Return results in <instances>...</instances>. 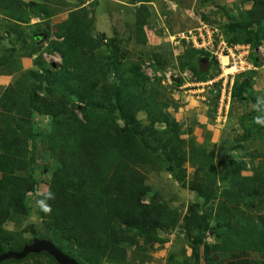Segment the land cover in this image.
<instances>
[{"label":"trees","instance_id":"16d2710c","mask_svg":"<svg viewBox=\"0 0 264 264\" xmlns=\"http://www.w3.org/2000/svg\"><path fill=\"white\" fill-rule=\"evenodd\" d=\"M139 1L135 41L146 45L149 2L154 0ZM77 3L68 9L54 38L47 20L32 32L16 33L10 46L0 45V74L16 75L0 95V254L44 238L82 264H126L130 246L141 240L163 243L178 229L191 254L177 264H216L213 252L238 258L230 264H264V163L251 167L248 158H230L220 169L214 149L192 136L183 137L185 127L167 111L162 58L152 55L148 65L154 73L149 74L144 69L147 59L132 58L120 38L97 33L92 9L82 6L84 1ZM246 3L251 7L243 8ZM215 6L225 16L218 24L223 38L230 45L249 44L256 67L237 74L231 87L233 100L254 104L242 116L245 131L238 140L243 142L256 138L252 130L260 125L255 122L260 115L255 77L261 66L257 50L264 45V0ZM50 7L0 0V8L22 22H29V12L50 18ZM202 16L217 26L208 13ZM44 52L58 53L61 62L53 65ZM33 55L34 65L24 68L21 58ZM179 58L180 68L192 71L197 81L218 74V61L209 51L187 46ZM38 144L42 149L35 154ZM40 155L52 162L44 167L49 175L44 193L39 191V172L44 174ZM186 162L196 166L193 179ZM158 163L166 165L174 182L197 194L198 200L188 203L185 212L165 200L141 169ZM249 169L251 174L243 173ZM48 192L55 194L48 201L51 213L39 204ZM33 198L39 222L8 228L15 217L33 214ZM41 256L59 264L47 252L0 264H40Z\"/></svg>","mask_w":264,"mask_h":264},{"label":"rangeland","instance_id":"374dc122","mask_svg":"<svg viewBox=\"0 0 264 264\" xmlns=\"http://www.w3.org/2000/svg\"><path fill=\"white\" fill-rule=\"evenodd\" d=\"M45 1L49 4V6L51 5L50 10L54 15L58 14V12H67L66 14L68 16V9L79 4L77 3L78 0ZM82 1H84L82 6L84 5L92 9L93 15L95 17L96 32H104L108 37L120 38L122 40L123 46L125 47V49H127L129 55L132 58L143 57L147 59V62L144 65V69L146 72L152 75L154 73L151 65H148V62H152L153 54H158L162 58L166 65L165 72L163 73L165 74V78L162 81L164 91L163 97L170 103H180V112L181 110H183V112L186 111V103L188 102H182V100L175 98V94L177 93L179 97L181 95V92L184 91V88H180L175 84H171L173 81L170 82V79H168V75L172 73L173 76H182L183 80H187V82L195 81L196 79L193 76L192 71H190L189 69L182 70L179 66V56L184 52L185 48L189 46L188 43L182 41V43L177 44L175 43L173 36L179 32L197 26L200 20L203 21L202 14L205 13H208L213 21L212 23H215V25H217L216 27H219L218 24H220L221 21H223L225 18V16L223 17L221 10L217 8V6H215V4L217 2H220V0H154L152 2H149L150 16L145 27L148 35V44L146 45L138 44L135 41V12L137 6H139L142 1L81 0V2ZM248 6L250 8L251 4H248ZM243 8L246 7L243 5ZM59 19V17H56L52 22L51 20H49L52 27L51 33L53 38L58 26L62 23V21L59 22ZM44 24H46V22H43L41 27ZM1 25L2 23L0 21V28ZM35 28L36 26H29L28 30L30 31L31 29L32 32V30ZM25 29L27 30V27ZM2 30L3 28L1 29V32ZM3 42L4 44L2 45L10 46V40L5 39ZM46 45L47 43H45L43 47H45ZM20 46L21 43L18 44V47ZM250 51L251 50H249V52ZM257 51H259L258 53L261 60L259 62L261 66L260 70H258L260 72L255 77V80L259 89L257 94L260 98H262L264 97V91L260 88L264 87V45ZM44 57L47 61L56 63L61 62V56L58 53L51 54L48 52H44ZM211 57H215V59L218 61L215 55H211ZM154 62H156V60H154ZM204 63H207V61H204ZM217 69L216 71H218V74L215 75L214 78H211L212 81L214 80V86L211 85L214 88H212L209 93L212 98L219 93V97L217 98L218 102L220 103L221 101L222 103L223 101L224 111H227V114H223V111V116L221 118L220 116L219 118H217V123L219 125L215 127L218 129L214 131L216 133L213 135L212 140L206 139V136L201 135V133H197L196 135L198 136H193L194 129L189 128L191 127V124H188L187 126V128H189L188 130H190L191 133H188L187 129H185L183 137L188 139L192 136L198 143L205 145L208 150L214 149L215 161L217 162V165L220 169L224 168L227 165L226 160H229L230 158L240 157L248 158L250 160L249 164L251 167L255 166L261 168V163H264V138L262 136L264 128H260V125H258L257 130H252V136L256 137L257 139L251 138L243 142H239L238 140L245 131V128L242 124V116L244 114H249L253 110L254 104L251 100L247 102L233 100L231 98L230 92L228 93L230 89L227 84L225 85L226 89L224 90L225 86L222 85L223 89L221 90L219 88V85H216V81L217 83L218 81H220L221 84L222 81L226 80V77H221L222 69L220 67V64L217 66ZM15 77L16 75H14V79ZM228 78L230 79V77ZM3 87L4 86L0 84V95L2 94ZM174 104L171 106L176 108ZM171 106L167 107V111L170 114L171 112L169 111V109L172 110ZM172 114L173 118H175L174 116H178L174 111ZM197 120H194L197 126L196 129L200 131L199 125H202V123ZM210 121L211 120H207L205 122L206 124L211 125ZM218 131H221V135ZM242 143L244 145L243 147H236ZM39 147L40 145L38 144L37 149L36 147L33 148L35 154H37V152L40 154L42 148ZM54 157L55 155H51V158ZM38 163L40 168H44L45 166H50L52 162L45 160V158L40 155L38 156ZM184 167L187 170L188 177L193 179L196 173V166L190 162H186L184 164ZM141 169L146 173L148 182L156 187V189L165 198V200L171 201L172 204L181 207L182 212H185L186 205L188 203L198 200L195 191H191L188 187H184L178 182H174L172 180V175L167 170L166 165H164L163 163L142 166ZM43 172L44 174H42V170L39 172V176L42 179V181L39 182L40 193H44L48 189V171L46 168H44ZM243 173L251 174L252 171L249 169L244 171ZM32 202L33 214L30 217L24 219H17V217H15L14 219L10 220L6 224V226L10 229H21L30 223L39 222V218L37 215L38 206L34 198ZM161 234L164 236L163 233ZM167 235L169 236V239H167L163 243L151 245L150 243L141 240L138 246H130L128 251L129 259L126 264H177V261H181L191 254V248L189 246L188 240L183 236V233H179L178 229L172 231L171 233H168ZM207 239L212 240V235L209 234ZM247 254L250 257H254L257 255L256 253L252 252H247ZM211 257L215 258L216 264H230L231 262H235L238 259L237 257L232 256L230 253L218 254L213 252L211 254ZM37 259L41 261L40 264H57L46 256H41ZM33 261H35L34 258L30 260V262ZM203 264L210 263L204 260Z\"/></svg>","mask_w":264,"mask_h":264},{"label":"crops","instance_id":"0c3cea01","mask_svg":"<svg viewBox=\"0 0 264 264\" xmlns=\"http://www.w3.org/2000/svg\"><path fill=\"white\" fill-rule=\"evenodd\" d=\"M24 1H35V2L41 3V5L47 4L45 0H43V1L24 0ZM232 2H233V0H220V2H217V3L218 4L224 3V4L230 5V3H232ZM248 4H251V3H246V4H244V6L246 8H249ZM66 13L67 12H58V14H55V15L52 14L51 17L48 18V20H51V22H52L54 18L59 17L60 18L59 22L64 21L67 17ZM29 15H30L29 22H22V21L15 20V19L11 18L7 14V12H5V9L0 8V21L2 23L1 28H0V37H2V38H0V45L4 44L3 41L5 39L10 40L11 43L13 41H16L15 38H16V35H18L16 33H20V32L28 33L29 32V30H28L29 26H35L37 24L42 25L43 22L47 21V19L43 18L42 15H35V14H32L31 12H29ZM26 27H27L28 31L25 29ZM2 28H3V30L1 32ZM31 29H32V27H31ZM11 43H10V45H11ZM35 56L36 55H33L31 58L24 56L22 58L21 62H22V65L24 66V68H29V67L33 66V59ZM225 60H226V58L223 57V61H225ZM250 61L254 65L252 60H250ZM13 79H14V75L0 74V84L4 86L3 90L13 81ZM262 79H263V77H262ZM224 81H225V83H224ZM224 81H222L221 84H220V81H218V83L216 85H219V88L222 90L223 89L222 85L225 86L227 84L229 86V89H230L228 91V93L231 92V87H232L234 78L233 79L227 78ZM189 86H191V87H189ZM179 87L184 88V91L181 92V95L179 97L176 93L175 98L182 100V102H184V101L188 102V103H186L187 109L184 112H183V110H181V112H180V107H181L180 103L179 104L170 103L169 107L173 104L176 107V108H174L171 106L172 110L169 109V111L171 112V116L173 115L172 113L174 111L175 114L178 115V116H174V117L180 123L183 124L185 129L193 128L194 129L193 130V136H198L196 134L201 133V135L206 136V139L212 140L213 135L216 133L214 131H216V129H218L215 127H217V125H219L217 123L218 122L217 118H219V116L221 118L223 116V114H227V111H224L223 101H222V103H221V101L219 103L218 99H216V96L213 97L214 99L212 98V96H210L209 92L214 87L211 85H206V82H198L196 80L191 81V82H187V80H186ZM225 89H226V86H225L224 90ZM260 89H263V91H264V87L260 88ZM229 103H230V101H229ZM225 110H227V109H225ZM223 111H224V113H223ZM211 115H212V117H211ZM197 119H199V120H197ZM194 120L195 121L197 120V121L202 123V125H199L200 131H198L196 129L197 126H196V123ZM207 120H211L210 121L211 125L206 124L205 121H207ZM188 124H191L190 125L191 127L187 128ZM204 128H205V130H204ZM218 132H220V135H221V131H218Z\"/></svg>","mask_w":264,"mask_h":264},{"label":"built area","instance_id":"2783aa9c","mask_svg":"<svg viewBox=\"0 0 264 264\" xmlns=\"http://www.w3.org/2000/svg\"><path fill=\"white\" fill-rule=\"evenodd\" d=\"M173 38L177 44L186 41L197 49H204L215 55L222 69L221 77L225 76L226 79L228 77L233 79L235 75L254 67L248 60L249 46L228 44L218 27L204 21L200 20L196 27L179 32ZM223 57L226 58L225 61ZM171 77L169 74L170 82Z\"/></svg>","mask_w":264,"mask_h":264},{"label":"water","instance_id":"95a60500","mask_svg":"<svg viewBox=\"0 0 264 264\" xmlns=\"http://www.w3.org/2000/svg\"><path fill=\"white\" fill-rule=\"evenodd\" d=\"M259 49V48H258ZM206 61V59H204ZM56 65V62H53ZM176 82L180 78L172 77ZM47 252L55 258L59 264H82L76 258L61 251L51 240L44 238H34L30 243L24 245L20 251L8 250L0 254V263L8 259H23L31 253Z\"/></svg>","mask_w":264,"mask_h":264},{"label":"clouds","instance_id":"9594fccd","mask_svg":"<svg viewBox=\"0 0 264 264\" xmlns=\"http://www.w3.org/2000/svg\"><path fill=\"white\" fill-rule=\"evenodd\" d=\"M196 27V26H195ZM184 42H186V41H184ZM188 45L190 46V47H193L192 45H190L189 43H188ZM236 45H242V46H249V50H251V47H250V45L249 44H236ZM193 48H195V47H193ZM261 48V47H260ZM195 49H197V48H195ZM198 50H200V49H198ZM204 50V49H203ZM207 51V50H206ZM251 52V51H250ZM250 52H249V54H250ZM212 55V54H211ZM248 60L250 61V59H249V56H248ZM206 61H207V59H206ZM250 63H251V61H250ZM148 64H150V62H148ZM220 64V63H219ZM254 66V65H253ZM221 67V66H220ZM253 68H255V66L253 67ZM150 74V73H149ZM152 75V74H151ZM171 75H172V73H171ZM236 76V75H235ZM172 77H173V75H172ZM171 77V78H172ZM174 77H178V78H180V82H181V77L180 76H174ZM172 84H174V82H176V81H174L173 79H172ZM210 81H212V79L211 80H209V81H198V82H206L207 83V85H213L214 86V80L212 81V83H210ZM180 82H178V83H180ZM184 83V80H183V78H182V82H181V84L180 85H182ZM216 84H217V81H216ZM180 85H176V86H180ZM230 94H231V92H230ZM255 108H256V111L258 112V113H260V115H258L256 118H255V122L257 123V124H260V125H264V98H259L258 100H257V103H256V106H255ZM55 198V194L54 193H52V192H48L47 194H44V196H43V198L39 201V204H40V206H41V209H42V211H44L45 213H51V211H52V208H51V206H50V204L48 203V201L49 200H53Z\"/></svg>","mask_w":264,"mask_h":264}]
</instances>
